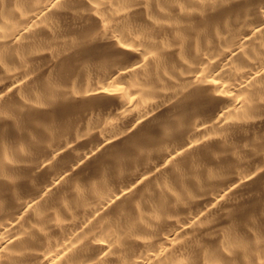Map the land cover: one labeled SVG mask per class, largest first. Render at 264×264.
<instances>
[{"label":"bare ground","instance_id":"6f19581e","mask_svg":"<svg viewBox=\"0 0 264 264\" xmlns=\"http://www.w3.org/2000/svg\"><path fill=\"white\" fill-rule=\"evenodd\" d=\"M0 264H264V0H0Z\"/></svg>","mask_w":264,"mask_h":264}]
</instances>
